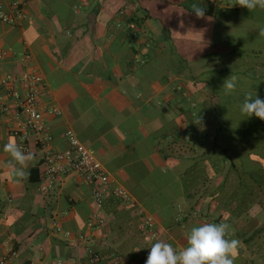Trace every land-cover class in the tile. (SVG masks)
<instances>
[{
  "label": "crops",
  "instance_id": "1",
  "mask_svg": "<svg viewBox=\"0 0 264 264\" xmlns=\"http://www.w3.org/2000/svg\"><path fill=\"white\" fill-rule=\"evenodd\" d=\"M211 1L217 9L241 7L236 0ZM124 4L105 0L99 9L98 0H27L20 24L0 23V75L31 70L42 78L39 107L52 137L47 149L66 150L65 133L73 129L96 152L113 186L124 187L132 197L124 202L110 193L99 207L94 184L77 173L58 178L44 192L46 146L33 132L15 138L34 159L26 167L27 177L14 180L3 146L14 137L15 111L8 88L0 84V260L13 249L10 264H145L157 240L177 250L186 246L188 201L166 181L168 173L183 169L177 158L159 152L167 141L152 136L160 122L145 113L159 108L176 129L171 96L177 76L162 82L160 71H154L149 81L129 67L146 52V40L136 34L140 55L129 50L128 29L118 23ZM13 87L22 89L18 83ZM148 215L158 232L154 239L144 232ZM99 218L105 221L100 229L89 227L90 220ZM253 247L240 240L234 264L261 262Z\"/></svg>",
  "mask_w": 264,
  "mask_h": 264
},
{
  "label": "trees",
  "instance_id": "2",
  "mask_svg": "<svg viewBox=\"0 0 264 264\" xmlns=\"http://www.w3.org/2000/svg\"><path fill=\"white\" fill-rule=\"evenodd\" d=\"M122 1L120 11L128 13L119 11L118 23L128 29L129 50L139 56L136 34L146 40V52L129 67L149 81L154 71L162 82L177 76L171 96L176 129L159 108L145 113L160 122L152 136L167 141L159 152L177 158L183 169L168 173L166 181L188 201V232L203 223H227L228 234L254 244L257 264H264V121L240 112L247 92L264 100V10L217 9L211 0ZM104 2L98 0L97 7ZM193 5L204 9V18L196 17ZM179 28L188 35L174 46ZM231 75L239 83L226 96L222 87Z\"/></svg>",
  "mask_w": 264,
  "mask_h": 264
},
{
  "label": "built area",
  "instance_id": "3",
  "mask_svg": "<svg viewBox=\"0 0 264 264\" xmlns=\"http://www.w3.org/2000/svg\"><path fill=\"white\" fill-rule=\"evenodd\" d=\"M27 0H0V23L17 25L24 18V9ZM20 84L22 89L14 88ZM0 84L8 88V93L13 101L15 113L12 115L13 127L11 134L18 140H23V135L33 132L39 136V142L46 146L44 156V176L42 190L49 192L55 186L58 178L72 173L81 175L86 181L94 184V197L99 207L103 206L108 194L113 193L124 202H129L131 194L122 186H113L110 175L96 152L87 146L77 136L73 129H68L65 136L69 147L64 151L47 149L52 142V137L44 121L43 112L39 107L42 78L37 71L26 70L19 76L0 75ZM8 110V107L5 108ZM55 113L59 114L58 111ZM104 219H92L89 227L100 229ZM55 226L57 224L55 223ZM144 232L147 238L154 239L158 232L152 216H147L144 222ZM15 251L9 249L0 260V264H10L15 256Z\"/></svg>",
  "mask_w": 264,
  "mask_h": 264
},
{
  "label": "clouds",
  "instance_id": "4",
  "mask_svg": "<svg viewBox=\"0 0 264 264\" xmlns=\"http://www.w3.org/2000/svg\"><path fill=\"white\" fill-rule=\"evenodd\" d=\"M234 4L250 12L256 9L264 10V0H236ZM192 11L197 18L205 17V11L200 6L193 5ZM259 35L264 36V28L260 30ZM238 83L239 78L231 75L223 84L224 94L227 96L236 92ZM240 112L246 117L254 115L264 121V100L256 97V94L253 97V93L249 91L245 94ZM3 151L10 157L6 162L7 168L10 169L9 175L16 181L26 178V167L34 159V154L25 152L15 137L8 138ZM228 230L229 225L224 222L194 226L186 233V246L180 250L171 243L157 240L151 244L145 264H234L240 241L228 238Z\"/></svg>",
  "mask_w": 264,
  "mask_h": 264
},
{
  "label": "rangeland",
  "instance_id": "5",
  "mask_svg": "<svg viewBox=\"0 0 264 264\" xmlns=\"http://www.w3.org/2000/svg\"><path fill=\"white\" fill-rule=\"evenodd\" d=\"M186 30H188V29H186V28H179V29L177 30V33H178L177 35H178V36H175V37H174V41H173V42H174V43H173L174 46H176V45H181V39H183L184 41H186V39L184 38L185 35H188V34H187L188 31H187V32H184V31H186ZM229 42H230V44H231L230 46L233 47L232 44H233L235 41H234V42L229 41ZM189 43H190V42H189ZM172 46H173V45H172ZM195 60H196V59H195ZM191 63H192L191 65H195V64L197 63V61H192ZM197 64H198V63H197ZM201 124H202V123H201V121H200V119H199V121H198V126H201Z\"/></svg>",
  "mask_w": 264,
  "mask_h": 264
}]
</instances>
